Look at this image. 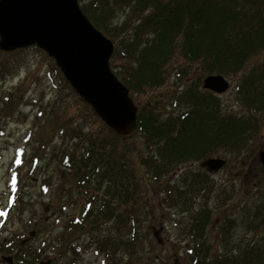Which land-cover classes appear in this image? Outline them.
<instances>
[{"label":"trees","instance_id":"1","mask_svg":"<svg viewBox=\"0 0 264 264\" xmlns=\"http://www.w3.org/2000/svg\"><path fill=\"white\" fill-rule=\"evenodd\" d=\"M81 11L97 30L117 42L124 64L116 65L112 59V65L119 68L115 75L129 93L142 95L163 86L175 55L196 65V74L201 77L180 91L187 69H176L171 107L182 105L179 113L159 111L164 105L158 101L139 108L136 134L143 141L146 155L137 161L143 169L127 168L124 152L118 160H114V155L105 158L108 145L117 146L114 142L119 140L110 130L103 127L81 137L72 132L75 138L85 140L83 151L77 157L63 156L61 164L70 188H75L86 203L79 215L70 219L65 229L71 231L70 235H66V240L65 235L59 236L58 241L70 242L72 234L85 226L95 229L100 224H110V232L121 235L115 248L134 255L143 244L141 216L148 214L154 223L152 208L147 206L148 200L154 198L156 208L174 209L181 216L188 212L182 238L177 241L184 251V264H264V230L255 232V238L252 236L232 253L212 255L205 230L213 213L205 206L195 209L190 204V194L204 192L207 184L196 173L183 174L173 184L166 179L187 162L218 153L246 155L247 147L264 129V64L247 70L237 83L234 97L245 108L240 115L222 113L219 100L200 87L205 75H239L249 59L264 50V0H88L81 5ZM124 13L126 19L114 24L115 17ZM119 49H114L112 57ZM85 107L89 109L86 104ZM69 123L62 121L63 126ZM60 131L65 132L62 128ZM259 170L260 178L254 187L261 191L252 206L247 207L249 221H242L249 232L264 228V170ZM48 187L47 178L41 183V193ZM246 188L243 187L244 193ZM18 191L17 174L10 169L4 216L9 208L24 205ZM222 235L225 236L224 227ZM19 247L13 255L16 263L31 264L39 259L41 249L24 253ZM12 250L10 242H0V253L10 254ZM103 264L123 263L106 255Z\"/></svg>","mask_w":264,"mask_h":264},{"label":"rangeland","instance_id":"2","mask_svg":"<svg viewBox=\"0 0 264 264\" xmlns=\"http://www.w3.org/2000/svg\"><path fill=\"white\" fill-rule=\"evenodd\" d=\"M78 1L82 5L88 0ZM123 15L125 13L118 14L113 23L121 24L127 17L123 18ZM107 38L119 49L116 41ZM120 53L119 49L117 55L109 60L114 74L119 70L116 65L124 64ZM112 59L116 65H112ZM262 64L264 50L253 55L239 75L226 77L230 83L229 90L218 99L222 113L240 115L245 112V108L234 97L237 83L247 70ZM181 66L186 67L187 76L180 85L184 86L190 83L189 80L196 81V78L201 77L196 74L199 70L196 65L192 66L175 55L168 66L169 77L163 86L142 95L130 93L138 110L153 101L164 105L159 111L175 114L183 109L182 105L171 107V99L175 94L173 77L176 76L175 70ZM63 120L70 123L63 126ZM103 127L110 130L90 107H85L53 59L45 52L36 47L10 53L0 52V242H10L13 249L10 254L0 253V264H8L2 259L4 257H11L10 264H18L13 255L21 241L20 247L24 253L35 250L39 252L41 249L39 259L31 264H103L106 255L123 264H184V251L177 241L182 238L188 212L181 216L174 209L156 208L154 198L147 202V206L152 208L154 223L149 221L148 214L141 216L143 244L134 255H129L122 248H115L121 235L117 232L112 234L110 224H100L95 229L85 226L83 230L72 234L70 242L58 241L59 236L65 235L63 240H66V235H70L71 231L66 232L65 229L70 219L79 215L86 203L75 188H70L61 159L70 154L77 157L83 151L85 140L75 138L73 133L81 137L97 133ZM61 128L65 132L61 133ZM104 133L108 135V132ZM114 143L117 146L110 143L105 158L114 155V160H118V155L124 152L127 168L143 169L137 158L146 153L136 131L128 139L119 138ZM262 150L264 129L259 131L247 147L246 155H214L227 161L222 169L207 173L200 169L201 161L187 162L176 167L166 178L173 184L183 174L196 173L199 180L207 184L205 187L209 186V190L204 187V192L199 194L192 192L190 204L195 209L205 206L213 213L205 230L212 255L232 253L250 241L252 236L255 238V232L264 230L260 227L256 231L247 232L242 222L249 221L247 207L252 206V202L257 199V192L261 191L254 186L260 178H257L261 168L257 154ZM10 169L17 174V195L23 199L24 205L21 208H9L4 216L8 208L5 190ZM47 178L49 187L41 193V183ZM243 187H247L245 193ZM258 219L263 221L260 216ZM223 227L225 236L222 235ZM126 236V233L123 234L124 238ZM104 239V244L98 246ZM110 239H113L112 245Z\"/></svg>","mask_w":264,"mask_h":264},{"label":"water","instance_id":"3","mask_svg":"<svg viewBox=\"0 0 264 264\" xmlns=\"http://www.w3.org/2000/svg\"><path fill=\"white\" fill-rule=\"evenodd\" d=\"M36 46L52 58L71 88L117 136L137 128V107L109 66L113 43L96 30L77 0H0V51ZM229 84L221 75L203 80L205 90L222 94ZM264 168V151L258 153ZM226 165L207 158L200 166L216 172ZM8 264L11 257L2 258Z\"/></svg>","mask_w":264,"mask_h":264},{"label":"flooded vegetation","instance_id":"4","mask_svg":"<svg viewBox=\"0 0 264 264\" xmlns=\"http://www.w3.org/2000/svg\"><path fill=\"white\" fill-rule=\"evenodd\" d=\"M204 171V170H203ZM206 172V171H205Z\"/></svg>","mask_w":264,"mask_h":264}]
</instances>
